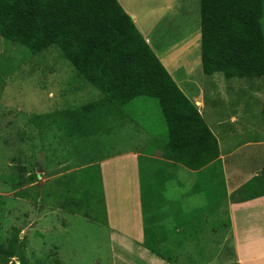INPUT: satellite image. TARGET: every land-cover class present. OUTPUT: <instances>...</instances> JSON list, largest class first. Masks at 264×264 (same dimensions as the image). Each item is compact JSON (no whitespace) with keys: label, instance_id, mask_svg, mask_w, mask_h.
<instances>
[{"label":"rangeland","instance_id":"374dc122","mask_svg":"<svg viewBox=\"0 0 264 264\" xmlns=\"http://www.w3.org/2000/svg\"><path fill=\"white\" fill-rule=\"evenodd\" d=\"M116 1L120 6L126 3L124 12L130 18L136 16L139 33L151 32L149 47L172 78L186 79L190 67L201 69L198 0ZM182 88L199 98L206 125L218 138L221 153L229 155L224 172H218L219 180L210 189H204L202 176L195 174L204 168L190 172L170 163L166 171L157 150L154 158L145 157L150 136L141 130L143 118L161 133L156 137L160 145L167 139L153 100H136L128 108L126 120L139 124V130L128 122L114 126L111 121L96 135L69 139L58 115L97 100L100 93L56 48L31 55L0 38V245L6 248L8 239L19 233L16 253L24 264H140L132 248L118 245L119 235L129 243L133 232L117 235L115 230L121 224L117 213H132L127 204L135 195L132 170L134 166L139 171L142 163L143 210L147 218L153 215L149 234L175 264H236L230 235L224 231L225 214L217 209L225 194L236 192L233 183L247 181L264 168V78L237 81L198 74ZM154 165L158 167L150 180L148 168ZM231 173L236 176L230 178ZM31 175L37 179L29 180ZM123 200L124 210L118 205ZM210 204L216 213H199ZM170 209L183 211L190 224L184 233L171 231L181 217L167 213ZM205 220L207 228L201 224ZM156 223L159 226L153 229ZM10 262L18 264V259Z\"/></svg>","mask_w":264,"mask_h":264},{"label":"trees","instance_id":"16d2710c","mask_svg":"<svg viewBox=\"0 0 264 264\" xmlns=\"http://www.w3.org/2000/svg\"><path fill=\"white\" fill-rule=\"evenodd\" d=\"M198 1L202 76L221 75L237 81L264 78V0ZM0 38L23 47L31 55L56 48L80 78L100 93L97 100L58 115L61 130L69 139L96 135L111 121L114 126L117 122L120 126L128 122L132 128L141 129L133 120H126L128 108L136 100H153L165 122L167 139L160 145L156 137L161 133L150 120L141 119L145 128L141 130L150 136L146 158L154 157L153 151L157 150L158 158L190 172L218 160V138L116 0H0ZM138 166L142 197L145 168L142 163ZM155 167L158 166L148 168L150 180ZM23 170L18 169V176L22 177ZM28 179L37 178L31 175ZM147 187L151 193L152 187ZM262 196L264 169L230 198L246 202ZM141 205L142 209L146 206L143 198ZM142 211L143 248L166 264H175L149 234L151 220ZM18 235L15 233L8 239L6 248L0 245V263L14 264L10 260L15 257L18 264L25 263L16 253Z\"/></svg>","mask_w":264,"mask_h":264},{"label":"crops","instance_id":"0c3cea01","mask_svg":"<svg viewBox=\"0 0 264 264\" xmlns=\"http://www.w3.org/2000/svg\"><path fill=\"white\" fill-rule=\"evenodd\" d=\"M124 6H126V3L123 2ZM123 4H121V8L124 7ZM183 5V4H181ZM167 8V7H166ZM191 15V11L187 12ZM173 18L174 15H171ZM192 17V15H191ZM131 19L134 22L136 28H138L137 20L135 15H131ZM187 22V20H186ZM138 30V29H137ZM145 32L140 31L142 37L144 38L145 42L150 46V40L148 39V35L151 33L150 31L143 30ZM186 40L184 47L186 44L190 41V38L188 37ZM179 48V47H178ZM155 53V52H154ZM161 61V60H160ZM199 66V65H198ZM176 68L173 67L172 71ZM168 72V71H167ZM169 73V72H168ZM201 74V69L195 67H190L186 71V79H179L175 80L176 85L187 94L186 96L192 103L197 107L199 113L202 114L201 111V102L198 100L199 98L194 96L192 98V94L190 95L187 90H184L182 88L185 85L186 81H189L193 78H197V75ZM170 75V74H169ZM171 76V75H170ZM191 76V77H190ZM190 97V98H189ZM219 152L220 156L218 160L211 165L204 168L201 172H197L195 174H200L202 176L200 180V185L207 189L214 186V183L217 182L219 179V173H223L225 170V162L224 160L229 157V155L226 157L221 153V148L219 145ZM153 156L149 157L152 158ZM154 158V157H153ZM136 157H134L133 162L136 161ZM258 161H262L261 159H257ZM131 161V160H130ZM163 161V160H162ZM131 161V163H133ZM137 161L135 162V164ZM133 165V164H132ZM164 168L166 171H168V167L170 166V163L165 162ZM238 167V166H237ZM230 169V168H229ZM227 169V173L229 171ZM241 169V167L239 168ZM264 169V168H263ZM262 169V170H263ZM261 170V171H262ZM133 180L132 182L135 185V195L132 196V198L129 200L127 204L130 205L132 213H117L120 217L121 224L117 225L118 230H115L117 235L123 234L120 233V231H132L134 234V238H132L129 243H133V247L124 240V237L118 236V245L123 247H126L128 245V248H132V253L134 256L140 260V264H164L165 262L161 261L160 259L156 258L155 256L151 255L148 251H146L143 248L144 243V213L141 205V190H140V178L138 174L137 167L133 166ZM261 171L256 172L254 174V177L258 176ZM224 176L227 177L228 174H226V171L224 173ZM236 176V174L231 173V176ZM239 177V176H238ZM252 178H250L247 181L244 182H237V186L235 183L232 184V188L236 191L243 185H245L247 182H249ZM205 189V188H204ZM210 192V191H209ZM232 192L225 194V196L221 199L223 203L218 207L217 213H223L225 214V222L228 225L227 230H224L227 232L228 235H230V243L233 245V248L235 250V260L236 264H264V196L246 201V202H237L232 201L230 198V195ZM208 196H210V193H208ZM210 202V201H209ZM119 207L124 210L126 208L124 200L122 202L118 201ZM125 206V207H124ZM207 208H202L199 213H216V210H213L214 207H211V204L209 206H206ZM211 207V208H210ZM182 209V208H181ZM222 210V211H221ZM198 211V210H197ZM221 211V212H220ZM167 213H178L180 215L181 219L178 218L177 222L173 224V227L175 228L171 230L172 232L176 233H184V228H189L190 224L186 222V220L183 219V211L178 209H170ZM152 216L150 215V220L152 221ZM177 216V215H175ZM174 217V216H173ZM111 213H107V219L109 222V227H111ZM147 218V217H146ZM204 219H209V217H204ZM127 220L129 222H127ZM151 223V222H150ZM202 227H208L209 221L201 222ZM170 223H167L166 226L169 227ZM156 226H159V223H156L153 226V229H155ZM203 228V229H204ZM113 232V231H112ZM113 234H115L113 232ZM125 235V234H123ZM207 238V237H206ZM121 260V259H120ZM136 261L133 259V263ZM121 263V262H120ZM119 263V264H120ZM137 263V262H136Z\"/></svg>","mask_w":264,"mask_h":264}]
</instances>
